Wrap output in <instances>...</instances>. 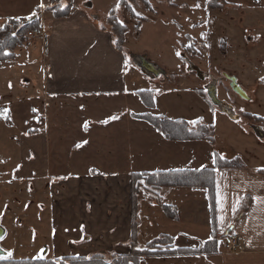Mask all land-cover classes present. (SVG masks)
I'll return each mask as SVG.
<instances>
[{
	"label": "crops",
	"instance_id": "crops-1",
	"mask_svg": "<svg viewBox=\"0 0 264 264\" xmlns=\"http://www.w3.org/2000/svg\"><path fill=\"white\" fill-rule=\"evenodd\" d=\"M25 1L20 8L7 0L12 14L0 8V19H6L0 29L10 20L19 25L36 21L45 36L22 44L10 60L0 62V104L7 102L0 110L12 104L11 113L20 102L9 100L13 93L29 95L28 100L37 104L28 110L35 124L20 127L17 138L3 133L11 127L0 133L5 145L1 147L0 187L22 186V223L25 216L30 224L36 220L39 249L77 256L129 253L134 223L132 175L195 171L205 165L200 171H212L211 185L161 191L164 203L178 209L176 220L154 199L140 196L138 245L144 238L147 244L159 239L162 235L151 236L156 227L173 231L177 224L181 226L177 234L166 235L174 237L176 248L191 250L152 259L173 262L183 255L179 259L186 264H264V136L255 130L264 132V121L250 124L244 115L261 117L262 113L247 111L236 104L238 98L233 109L231 101L223 98L214 72L221 71L231 88L230 78L236 77L248 99L232 91L248 103L264 96L260 84L264 0H226L224 9L208 8L207 0H150L155 10H167L175 20L141 19L132 24L126 21L121 0H43V9L38 7L41 0L33 5ZM33 12L37 15L25 19ZM111 12L128 29L122 48L108 22ZM145 24L159 29L152 43L143 40ZM190 26L195 36L187 31ZM167 32L171 38L164 35ZM204 32L209 49L208 61H204L209 65L207 73L198 62L190 65L194 60L183 52L189 37L197 41L200 51ZM141 58L164 68L163 72L145 70ZM26 61L35 67L30 78L2 73L5 65L14 68ZM212 85L214 96L208 91ZM244 86L252 88L254 95ZM147 114L186 122L202 117L219 135H214L213 143L172 140L141 117ZM5 119L0 115V124L10 126ZM223 125L241 127L243 139L239 134L232 143H223L219 131ZM248 147L252 163L235 164L232 160ZM216 153L230 166L216 168ZM221 197L223 203L218 205ZM35 202L37 211L32 213ZM214 233L222 240L212 253L193 252ZM233 237L239 247L226 250Z\"/></svg>",
	"mask_w": 264,
	"mask_h": 264
},
{
	"label": "rangeland",
	"instance_id": "rangeland-1",
	"mask_svg": "<svg viewBox=\"0 0 264 264\" xmlns=\"http://www.w3.org/2000/svg\"><path fill=\"white\" fill-rule=\"evenodd\" d=\"M9 1V0H8ZM36 0H27L25 1L26 3L30 2L29 5H33L34 2ZM223 2H213L216 5H220L222 4V7H217V8H212V9H224L225 7H227V2L226 0H223ZM10 2L12 3L13 6L18 5L21 8V4H22V0H10ZM149 5V6H148ZM7 6V0H2V2H0V8L2 10H4V12L7 15H11L12 12L11 10H7L6 8ZM207 6H208V0H207ZM154 8V9H153ZM131 9H133V12L135 13V17L134 15H132V13L130 11H126V17L128 21V24H132L135 23L136 21L140 20H175V18L169 16L166 13L167 10H162L160 7L158 10H155V7H153V4L151 3L150 0H147V3H144V1H140V0H135V3L133 2L131 4ZM17 13V12H15ZM14 14V13H13ZM15 15V14H14ZM142 19V20H141ZM200 19H204L203 17ZM8 21V20H7ZM6 22V19H0V27H2V23ZM154 29L156 31V33L154 32ZM159 29L156 28L154 25L151 24H145L144 25V29H143V40L144 42H148V43H152L153 42V38L158 36L160 34V32L158 33ZM191 33V35L195 36L196 35V30L195 32L192 30V26H190V28L187 30ZM205 31V29H204ZM206 34L207 32H204L200 38L201 44H202V48L198 49V45H197V41H195V39H193L192 37L188 38V42L187 45L184 48V53L187 55V59H193L194 61L190 62V65L194 64L193 62H198V64L200 65V69L203 71H208L209 65L204 63V61H208L209 58V49H207V43H206ZM165 36H167L168 38H171V34L169 32L164 33ZM27 37V36H26ZM25 37L24 43L26 42H34L36 40H38L39 38L35 39V40H29ZM162 37H164L162 35ZM23 43V44H24ZM37 43V42H36ZM34 44V43H33ZM31 49L34 48L32 46H30ZM225 49L222 46V51L225 52ZM34 50V49H32ZM38 55H36V57H31L30 59H34L37 58ZM143 58H141L142 60ZM10 60V59H7ZM6 60V61H7ZM190 61V60H187ZM26 62H20L18 63V65L14 68H11L8 65H5L7 67V69L2 72V73H6V74H11V75H19L20 77L23 76L24 77H29L28 74H32L30 73L31 71L34 70L35 67L33 66H28ZM186 63V62H185ZM195 65V64H194ZM158 67V66H157ZM160 67V66H159ZM192 67V66H190ZM161 70H163L164 68L160 67ZM163 72V71H162ZM160 72V74L162 73ZM169 72V71H168ZM198 71H196L197 73ZM216 74H218V76L216 77L218 81H221V86H222V96L223 98H227L229 99V101H231V106L234 109V98L237 99V103L238 105H240L243 108H246L247 111H252V112H259L264 119V96L261 97L260 100L258 101H254L251 103H248L246 100L240 99L239 96H237L236 94L233 93L232 88L230 87V82L227 78L224 77V74L221 71H214ZM30 78V77H29ZM207 79V77H206ZM20 81V79L18 80H14V82L16 84H18ZM264 80H262L260 82V84L264 85ZM244 88L246 89V91L250 92L251 95H254L252 91V88L250 89L249 86H244ZM250 95V96H251ZM252 97V96H251ZM253 98V97H252ZM29 99V95L26 94H12V96L9 98V100L11 101H15V102H19L16 106H14L13 110L11 111V113H7V117L8 119L4 120V121H10V126H7L5 122L0 124V133L3 131L4 127L6 128H10L11 129H7L8 131H4L3 133L5 135L10 134L12 136H16V138L18 137V135L20 134V127L22 128L23 125H26V127H32L35 122H34V118L31 119V117L33 116V114H30L28 110H31V105L32 106H36V101L34 99L28 100ZM6 101H2L0 106L2 105H6ZM3 107V106H2ZM13 107L12 104H10V106H8V109L10 110ZM238 107V106H237ZM236 107V108H237ZM37 109V108H36ZM244 115L247 116V113H244ZM249 118V117H248ZM250 119V118H249ZM251 120V119H250ZM264 123V122H263ZM250 124H255L254 121H251ZM232 128V130L230 129ZM220 132H222V137L223 143H232L234 141V138H238L241 135V139H243V129L239 126H234L231 125L229 128L226 125H223L220 129ZM234 131L237 134H234ZM215 138H218L219 132L218 130H215V128L213 129ZM226 133V134H224ZM240 134V135H239ZM219 141V140H218ZM2 146H5L2 141H0V156H4L2 154L3 150L1 149ZM251 153V149L250 147L248 148H244V152L243 153H238L237 155L239 157L235 158L234 160H232L233 162H235V164H240V163H252V161L250 159H248V154ZM23 188L22 186H18V185H8L7 187H0V223H2L3 225H5V227H7L8 229H6V231L8 230V233L6 235V238H9L10 241H8V243H6V245L8 247H12L13 251H11V253L17 257L20 256H29V255H34L36 252L35 250L39 249V246L41 245L38 238H36V230L40 229L39 225L36 224V220L31 221V224L29 222V218L25 216V218L27 220H25L24 223H22V218H24L23 216V211L24 209L22 208L23 205V195L24 192L22 191ZM20 201V202H19ZM37 209H36V202L34 204H32V208H31V212L32 213H36ZM177 229L180 230L181 226L175 224L174 230H167V229H163V228H158L156 227L154 229V236L153 233L151 234L152 237H155L157 235H162L161 237H163L164 235H166L167 233H175L177 234ZM157 236V237H160ZM156 237V238H157ZM160 237V238H161ZM151 239L153 238H149V240L151 241ZM148 238H144L140 241L139 243V248L142 249L144 247H146ZM179 245V244H178ZM106 256H111V255H119V254H125V253H119V252H113V253H105ZM179 258H184L183 255L180 256ZM177 258L175 261L171 262L170 260L167 259H152V258H143L142 259V263L141 264H186L184 259H179Z\"/></svg>",
	"mask_w": 264,
	"mask_h": 264
},
{
	"label": "trees",
	"instance_id": "trees-1",
	"mask_svg": "<svg viewBox=\"0 0 264 264\" xmlns=\"http://www.w3.org/2000/svg\"><path fill=\"white\" fill-rule=\"evenodd\" d=\"M135 0H121L120 5L125 7V10L130 11L135 17L131 3ZM147 3V0H140ZM223 2V0H208V8L222 7V4L216 5L213 2ZM149 6V5H148ZM111 30L116 36V43L119 48L124 46L125 37L128 32L127 27L118 19L115 12H111L108 18ZM36 21L31 24L19 25L14 20L0 29V62L12 58L15 55L14 50L24 43L27 32L30 29L37 27ZM15 33V35H13ZM264 82V81H263ZM152 123L160 132L167 138L172 140H189V139H204L209 142H214V127L207 125L203 121L193 125L186 121H174L164 117L154 115L141 116ZM247 117L254 122L264 121L263 117L248 114ZM220 159L216 153V168L230 166V161ZM235 163V162H234ZM212 171H176V172H156V173H136L132 175L133 199H134V223L133 233L130 243L131 250L126 254L106 256L105 253H96L86 257H77L78 264H141L143 258H155L167 256L171 254H183L191 249L176 248L174 246V237L165 235L157 240L147 244L144 249H140L138 245L137 230L140 224L139 219V198L142 194L154 199L171 219H178V209L171 205H167L163 201L161 191L165 187H180V186H209L212 181ZM213 239L208 240L200 245L196 250V254L212 253V248L219 246L222 238L217 234H213ZM166 245L167 248L161 249V246ZM13 264H18L14 262Z\"/></svg>",
	"mask_w": 264,
	"mask_h": 264
},
{
	"label": "flooded vegetation",
	"instance_id": "flooded-vegetation-1",
	"mask_svg": "<svg viewBox=\"0 0 264 264\" xmlns=\"http://www.w3.org/2000/svg\"><path fill=\"white\" fill-rule=\"evenodd\" d=\"M4 227L0 226V257H7L8 252L13 251L12 247H8L6 243L10 241L9 238H6V230ZM43 250V252H41ZM34 255L29 256H20L17 257L13 254L10 258L0 259V264H13L18 262V264H78L77 257H86V256H77V255H58L54 251H48V249H37L35 250ZM42 255L44 258L39 259L38 256ZM90 256V255H88Z\"/></svg>",
	"mask_w": 264,
	"mask_h": 264
},
{
	"label": "water",
	"instance_id": "water-1",
	"mask_svg": "<svg viewBox=\"0 0 264 264\" xmlns=\"http://www.w3.org/2000/svg\"><path fill=\"white\" fill-rule=\"evenodd\" d=\"M141 66H142L145 70H147V71H149V72H151V73L159 74L160 71H161V70L158 69L153 63H151V62H149V61H147V60H145V59H142ZM196 69H197V68H196ZM197 71H199V70L197 69ZM198 73H199L200 76H202V73H201L200 71H199ZM230 79H231V86H232L233 90H234L238 95H240L241 97L248 99V95L246 94V92L244 91V89L242 88V86L238 83L236 77H231ZM212 87H214V85L210 86V87L208 88V91H209V93H210L212 96H214V94H216V88H213V90H212ZM249 99H250V98H249ZM255 130H256V132H257L260 136H264V132H263V131H261V130L258 129V128H256Z\"/></svg>",
	"mask_w": 264,
	"mask_h": 264
},
{
	"label": "snow or ice",
	"instance_id": "snow-or-ice-1",
	"mask_svg": "<svg viewBox=\"0 0 264 264\" xmlns=\"http://www.w3.org/2000/svg\"><path fill=\"white\" fill-rule=\"evenodd\" d=\"M194 6H195V7H200L199 4H196V5H194ZM38 7H39L40 9H43V8L45 7V5H44V3H43V0H41V3L38 5ZM49 7H50V5H49ZM36 15H37V13H36V12H33L29 17H27V18H25V19H27V20H31L32 17H34V16H36ZM13 35H15V33H13ZM177 55H179V53H177ZM261 79L264 80V77H261ZM7 113H8V109H7V108H4V109L0 110V115H5V118H7ZM116 118H118V117H112V119H116ZM202 119H203V118L200 117V118H197V120L190 121L189 123L195 125V124L201 122ZM105 122H107V121H105ZM221 159H223V157H221ZM213 162L215 163V161H213ZM205 167H206L205 165H202V166H201V169H203V168H205ZM201 169H196L195 171H200ZM258 170H260V169H258ZM175 171H183V169H176ZM217 171H218V170H217ZM222 203H223V198H222V197L219 198V199H217V204H218V205H222ZM238 205H239V200L236 201V206H238ZM222 210H223V209H222ZM233 210H235V206H234V209H233ZM223 219H224V218L221 217V222H223ZM228 227H231V224H229ZM209 239L211 240V239H213V237H212V236H209ZM41 252H43V250H41ZM11 255H12V253H11V252H8L7 257H0V259H7V258H10ZM38 258H39V259H43L44 257H43L42 255H40V256H38Z\"/></svg>",
	"mask_w": 264,
	"mask_h": 264
},
{
	"label": "built area",
	"instance_id": "built-area-1",
	"mask_svg": "<svg viewBox=\"0 0 264 264\" xmlns=\"http://www.w3.org/2000/svg\"><path fill=\"white\" fill-rule=\"evenodd\" d=\"M27 39L29 40H35L37 38H41V37H44L45 36V31L43 28L41 27H35L33 29H30L28 32H27V35H26ZM141 63H142V60H141ZM158 69L161 70L160 67H157ZM162 72V70L160 71ZM239 240L237 238H231L230 241L225 245V248L226 250H234L235 248L239 247Z\"/></svg>",
	"mask_w": 264,
	"mask_h": 264
}]
</instances>
